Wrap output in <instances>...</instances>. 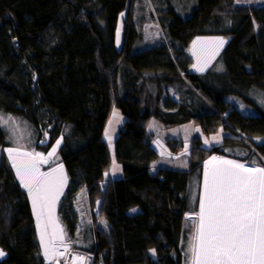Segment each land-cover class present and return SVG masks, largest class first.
Wrapping results in <instances>:
<instances>
[{"label": "trees", "instance_id": "16d2710c", "mask_svg": "<svg viewBox=\"0 0 264 264\" xmlns=\"http://www.w3.org/2000/svg\"><path fill=\"white\" fill-rule=\"evenodd\" d=\"M147 1L163 38L141 50L136 14ZM184 1L0 0V109L49 123L51 142L43 150L61 138L58 153L69 185L60 221L71 238L90 240L93 264H188L182 248L191 175L200 170H152L161 156L147 134L152 119L168 127L193 120L206 133L222 127L246 136L264 158V142H254L264 139V112L248 114L233 102L254 106L249 95L264 93V4L190 0L185 16L178 8ZM199 36L228 39L214 64L223 70L190 68V45ZM115 113L127 120L113 148L106 130ZM6 144L0 128V149ZM113 160L124 175L106 180ZM80 191L100 196L99 217L107 228L98 219L77 231L73 205ZM0 247L8 253L0 264H48L29 196L4 156Z\"/></svg>", "mask_w": 264, "mask_h": 264}, {"label": "rangeland", "instance_id": "374dc122", "mask_svg": "<svg viewBox=\"0 0 264 264\" xmlns=\"http://www.w3.org/2000/svg\"><path fill=\"white\" fill-rule=\"evenodd\" d=\"M189 1L190 0H185L184 2L178 4L180 12L185 16L189 13L190 8L193 7L192 4L189 3ZM245 1L254 2L255 0H238L237 4H244L243 2ZM146 3L148 4V8L146 9L143 4H139L140 6L137 8L136 14L138 27L142 29L144 38V44L139 45V48L141 50L143 49L142 47H144L146 44H155L163 38V32L161 26H159L157 22L156 17H154L152 20L150 19L148 13L152 10L151 5H149L150 2L147 1ZM121 17L122 18L119 24V31L117 33L118 46H121L123 41V19L125 17ZM219 37L199 36L193 41V43L190 45V54L191 57H193V63L190 68L193 71L198 73H206L213 67H219L216 69L217 71L224 69H222L223 66H221L219 63H217V66H214L215 62L218 61L220 57V53L226 47L225 45L220 47L216 43L218 40H222ZM226 40L228 41V39ZM197 41H199V43H196L194 47V43ZM217 50L218 54H215L217 53ZM198 67L203 68V70L198 71ZM37 78L38 76H34L33 78L32 84L34 86L36 84ZM249 98H251L254 102L252 103V105L254 104V106L246 104L244 100L242 101L241 99H236L233 102L237 104L239 109L248 114H255L260 110L264 112L263 92H254L249 95ZM39 117L40 115L37 116V118ZM40 118L43 119L42 117ZM121 119L122 115L117 114L114 122H118V120ZM34 121L36 122V120L31 118L29 115H16L9 112H4L0 109V128L5 132L7 141L6 146L0 149V159L1 156H4L19 184H21L20 180L17 177L16 169L12 166V160L9 158V153L7 151L9 148L17 150L13 153V155L16 156L18 163L26 161L29 158L24 156V153H28L30 155L39 153L46 159V162L38 164L39 173H52L53 178L57 179L61 176L66 177V180L64 181L61 189V194L59 195L55 206L51 211V222H48L46 213L40 221L39 228L37 226V218L33 209L32 199L30 198L27 189L21 185L26 194H28L29 201L32 206L33 215L35 217L37 236L39 239V245L41 247V254L48 264H93L94 258L87 250L89 245H91L89 244L90 240L88 241V239L86 240L79 237L77 239L71 238L68 234L66 226H64V224H62V222L60 221V200L66 193L65 191L67 189V186L69 185L66 170L62 168V172L59 171L60 166L62 165L60 160L61 157L58 153V147L61 143V138L57 140L60 141L58 146L56 141V143H54L51 148H49L48 150H43L42 148L48 147L50 143L46 146H39V143L42 140H46V135L50 134L49 132L51 126L47 122H45L44 124H38L36 122L37 124H35ZM150 126H152L151 130L156 134V138L158 140L156 144L158 147L159 155H163L156 162V166H154L155 163L153 164V167L158 168V166H160L161 164L163 167H167L169 169L173 168L179 169L181 171L187 170L191 171L190 173H192L193 171L198 172L200 170V174L192 173L191 175V188L189 191V196L191 197V212L187 213L186 215L187 220L185 224V230L187 239L185 240L186 242L182 248V251L186 256V262H188V264H193L189 246L196 236L197 226L199 223L198 214L200 212V201L204 193L205 171L210 170L212 167H226L225 165H222L220 163V161L222 160L235 161L237 163L244 164L246 167H264V158H262L258 154V152L254 149V144L251 143V141H248L246 136L244 137L242 134H232L222 127L212 130L211 133H206L202 125H200L196 121H191L190 124L180 127H168L166 124L153 120L152 123H150ZM117 130H120L118 124H116L115 127L113 125H110L107 128L106 133L115 134ZM254 142L263 143L264 139H256ZM53 148H55L56 151L53 155L49 156V153L52 152ZM213 157H216L217 159L213 160ZM210 161L211 163H209ZM74 202V211H76V213L78 214V218L76 220V223L78 224L77 231H81L84 229V227L87 226L94 227V225L96 224L95 221L98 219V223L101 228L108 227V224L103 222V220H100L99 217V207L101 205L100 196L90 197L88 193L83 194L80 191L77 193ZM196 206L198 208L197 211H195ZM61 229L63 230L64 236L62 242L58 238ZM41 230H44L47 233L45 237L46 242H51L50 254L47 258L44 255V249L40 242ZM80 258H83V260L81 261Z\"/></svg>", "mask_w": 264, "mask_h": 264}, {"label": "snow or ice", "instance_id": "6c2138e0", "mask_svg": "<svg viewBox=\"0 0 264 264\" xmlns=\"http://www.w3.org/2000/svg\"><path fill=\"white\" fill-rule=\"evenodd\" d=\"M196 43L199 41L194 43V47ZM216 43L222 47L225 41L218 40ZM215 54H218V50ZM197 70L202 71L203 68L198 67ZM106 136L111 145V136L108 133ZM59 143L57 141V146ZM7 151L21 185L32 199L38 228L46 213L48 222H51V211L61 194L66 177L57 179L53 178L52 173H39L38 164L46 162L45 157L39 153H24L29 158L18 163L13 155L17 150L9 148ZM55 151L53 148L49 156ZM216 159L213 157V160ZM220 163L226 167H212L204 173L199 223L196 236L189 246L192 262L264 264V167H246L231 160H222ZM62 168L61 165L59 171L62 172ZM116 170L118 165L113 160V174ZM46 235V231H40V242L47 258L51 242H46ZM58 238L61 242L64 239L62 229ZM3 255L0 251V256Z\"/></svg>", "mask_w": 264, "mask_h": 264}, {"label": "crops", "instance_id": "0c3cea01", "mask_svg": "<svg viewBox=\"0 0 264 264\" xmlns=\"http://www.w3.org/2000/svg\"><path fill=\"white\" fill-rule=\"evenodd\" d=\"M237 2H238V0H236ZM244 4H248V5H250V4H253V5H261V4H264V0H255L254 2L252 1H250V2H248V1H245V2H243ZM219 38H221L222 40H224L225 41V43L223 44V45H225L226 46V44H227V40L225 39V38H222V37H219ZM148 45H150V43H148V44H146L144 47H146V46H148ZM152 45H154V44H152ZM144 47H142L143 49H144ZM195 72V71H194ZM196 73H198V72H196ZM171 95H172V97H175V98H177L178 97V95H176L175 94V91H173V90H171ZM117 114H120V113H116V115H115V118H116V116H117ZM122 115V114H121ZM115 118H114V120H115ZM114 120H113V122H112V124L111 125H113L114 127L116 126V124H118V127H120V130L125 126L124 124L126 123V120H127V118L126 117H124L123 115H122V119L121 120H118V122H114ZM153 120H155V121H159V122H161L159 119L157 120V119H152L150 122H149V126H150V123H152V121ZM191 121H193V120H191ZM190 121V122H191ZM190 122L189 123H185V124H180L179 126H175V127H180V126H183V125H187V124H190ZM116 123V124H115ZM162 123V122H161ZM164 124V123H163ZM148 126V129H147V134H149V136H150V141H151V145L153 146V148L158 152V154H159V151H158V147H157V144H156V142L158 141L157 140V138H156V134L155 133H153V131L151 130V127L152 126H150L149 127ZM170 127V126H169ZM120 130H117V132H115V134H109L110 136H111V147H113L114 146V144H115V142H116V139H117V135L119 134V132H120ZM114 148V147H113ZM163 155H161L160 157H162ZM115 164L116 165H118V170H116L115 171V174H113V165H112V169L108 172V173H106V176H105V179L106 180H109V179H113V180H117V179H120V178H122L123 177V170H124V168H122V165L120 164V163H118L117 162V160L115 161ZM154 166H156V162H155V165ZM153 167V166H152ZM162 168H164V169H167V170H171V169H173V168H171V169H169V168H167V167H163L161 164H160V166H158V168H156V167H153L152 168V170L154 171V172H156L157 170H160V169H162ZM173 170H176V171H181V170H179V169H173ZM182 171H187V170H182ZM181 171V172H182ZM108 182V181H107ZM106 181L104 182L105 184L107 183ZM185 229H186V226H185Z\"/></svg>", "mask_w": 264, "mask_h": 264}, {"label": "water", "instance_id": "95a60500", "mask_svg": "<svg viewBox=\"0 0 264 264\" xmlns=\"http://www.w3.org/2000/svg\"><path fill=\"white\" fill-rule=\"evenodd\" d=\"M50 141H51L50 134H47L46 140L40 141L39 146H46L50 143ZM0 251H2L4 253L3 256H0V263H2L3 261L7 260L8 253L4 249H1V247H0Z\"/></svg>", "mask_w": 264, "mask_h": 264}]
</instances>
